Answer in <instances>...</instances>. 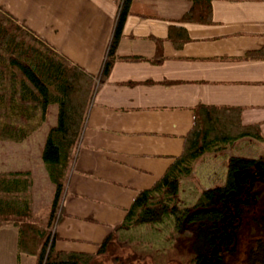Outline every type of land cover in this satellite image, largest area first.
I'll return each instance as SVG.
<instances>
[{
	"label": "crops",
	"instance_id": "1",
	"mask_svg": "<svg viewBox=\"0 0 264 264\" xmlns=\"http://www.w3.org/2000/svg\"><path fill=\"white\" fill-rule=\"evenodd\" d=\"M119 2L0 0V8L96 76ZM191 6L192 0L131 1L116 53L161 61H116L97 85L55 215V249L97 251L137 191L151 187L181 153L196 104L240 106L241 122L259 123L264 136V58H243L264 50V0H210L207 22L181 20ZM171 28L181 30L173 37L186 38L180 47ZM47 116L24 140H0V172L31 174L32 217L41 224L55 190L41 158L54 125L44 127ZM26 258L18 253L17 228L2 224L0 264H30Z\"/></svg>",
	"mask_w": 264,
	"mask_h": 264
},
{
	"label": "trees",
	"instance_id": "2",
	"mask_svg": "<svg viewBox=\"0 0 264 264\" xmlns=\"http://www.w3.org/2000/svg\"><path fill=\"white\" fill-rule=\"evenodd\" d=\"M132 0H120L112 37L98 75L73 64L37 34L0 8V140L20 142L57 105L42 161L54 195L45 227L32 217V177L28 171L0 172V226L17 228L18 253L35 264H264V151L258 157H229L224 182L203 189L181 204L180 182L207 153L228 149L239 138L263 142L259 123L243 124L240 106L198 103L183 149L149 188L137 191L123 220L94 253L55 249L51 231L75 156L85 116L100 83L116 61L161 59L116 53ZM210 0H192L181 20L207 22ZM169 37L176 47L186 38ZM157 46L160 39H155ZM264 58V50L244 54Z\"/></svg>",
	"mask_w": 264,
	"mask_h": 264
},
{
	"label": "rangeland",
	"instance_id": "3",
	"mask_svg": "<svg viewBox=\"0 0 264 264\" xmlns=\"http://www.w3.org/2000/svg\"><path fill=\"white\" fill-rule=\"evenodd\" d=\"M47 121L44 127L51 126L57 120V105L49 106L47 112ZM249 137L239 138L234 141L228 149H223L213 153L204 154L197 163L190 177L182 179L180 182V192L178 199L181 204L193 203L198 194L205 188L224 182V175L226 172V165L228 159L232 155H242L248 157H258L264 151V144L257 139H248ZM42 162V161H41ZM45 192L42 194L44 195ZM53 199V195H52ZM45 198H42V205H44ZM36 219H39L43 214V209L37 211ZM41 224V223H40ZM44 227L45 225L42 224ZM53 231V229H51ZM30 264H34L35 257L28 256Z\"/></svg>",
	"mask_w": 264,
	"mask_h": 264
}]
</instances>
